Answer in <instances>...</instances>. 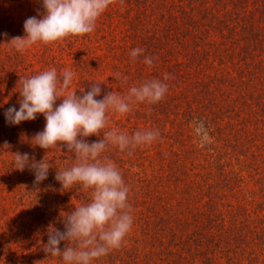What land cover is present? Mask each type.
<instances>
[{"label":"rangeland","instance_id":"1","mask_svg":"<svg viewBox=\"0 0 264 264\" xmlns=\"http://www.w3.org/2000/svg\"><path fill=\"white\" fill-rule=\"evenodd\" d=\"M174 10H179L174 7V0H116L98 19L91 34L83 38L69 37L50 45L36 44L24 54H19L6 42L11 37L25 35L24 21L37 16L38 11L43 12L42 4L40 0H0V264H63L61 258L48 257L42 245L47 243L49 228L63 230L65 213L87 202L90 196L89 191L79 187L62 192L61 185L54 178L57 169L74 163L73 153L67 152L63 146L61 151H46L31 145L34 134L44 129L46 121L42 114H38L36 120L20 125H9L5 120L4 112L8 107L15 105L19 108V79L52 67L58 73L65 69L73 71L74 80L69 91L76 90L78 95L80 91L86 92L93 82L103 83L101 95L96 97L98 100L109 91L124 96L129 87L145 80H163L166 73L173 77L165 81L169 90L159 103H138L124 116L108 113L109 122L104 131L116 129L132 135L138 130L158 129L160 138L150 146L138 147L131 155L112 146L105 153L120 169L130 188L129 203L134 219L123 246L95 261V264H136L127 255L130 253H135L137 264H202L203 254L195 251L183 253L177 243L171 246L177 219L190 218L193 215L190 210L195 207L179 206L185 196L178 193L191 188L189 182L195 178L219 180L217 173L220 168L233 173L245 168L255 169L251 174L247 170L240 174L245 178V184L235 193L238 198L234 196L236 199L228 201L235 208L242 206L247 209L244 215L249 216L247 225L251 229L257 227V217L264 219V211H255L261 204V208L264 207V164H260L264 162V137L260 136L261 141L257 142L256 138L250 140L243 132L244 126L237 131V127L231 126V118H224L222 131L209 135L211 142L201 146L194 130V122L198 119H189L188 116L191 110L200 108L199 102L204 101L205 96H211L210 92L215 87L211 86L210 92L206 87L196 92L186 88V83L179 85L174 82ZM165 32L169 39H173L169 45ZM168 46L171 51H168ZM137 47L145 51L136 62H132L130 52ZM144 55L155 58L151 67L143 63ZM217 65L206 66L207 73L213 76L219 70ZM220 68L222 70L224 66ZM116 72L127 77V83L114 79ZM183 75L185 77V71ZM251 83L264 91L262 69L259 68L257 80ZM238 97L239 94L235 93L230 98ZM61 102L62 98L56 103L59 105ZM240 116L244 117V113ZM250 128L263 132V118ZM85 139L96 141L103 139V134ZM228 144H239L243 148L240 151L230 149L224 155L222 153ZM16 152H27L37 161L44 159L52 164L48 179L34 185L35 177L31 171L14 169L13 154ZM258 165L261 167H256ZM261 177L263 181L257 185V179ZM216 208L215 219H220V225L212 228L208 235L215 233L219 241V236L226 237L222 233L224 220L226 231H230L232 226L226 217V208ZM163 226L166 228L161 231ZM259 227L264 228V225L260 223ZM192 231L193 227L189 233ZM256 238L257 242L264 240V232L245 242L255 249ZM245 242L238 244L232 241L229 249L237 250L243 264H264V245L252 251L254 258L250 262L247 258L249 251L237 249ZM165 246L172 249L171 255L165 253ZM218 246L207 251L206 256L215 255L212 264H229L223 256L228 249Z\"/></svg>","mask_w":264,"mask_h":264},{"label":"clouds","instance_id":"2","mask_svg":"<svg viewBox=\"0 0 264 264\" xmlns=\"http://www.w3.org/2000/svg\"><path fill=\"white\" fill-rule=\"evenodd\" d=\"M43 12L24 21L23 37L7 40L10 49L24 54L36 44L50 45L65 41L69 37L83 38L94 32L98 19L114 5L116 0H40ZM39 17V18H38ZM7 37V33H4ZM143 48H133L132 62L143 55ZM154 57L144 55L143 63L151 67ZM113 78L127 83V77L120 72ZM173 77L165 74L163 80H145L128 88L127 94L106 92L102 99H96L102 92L101 84L93 82L85 92L71 90L74 73L69 69L62 72L55 67L26 78H20L18 100L8 107L5 120L9 125H20L34 121L42 114L46 123L44 129L34 134L30 142L46 151H55L61 146L73 153L74 163L70 167L57 169L55 180L61 191L75 187L90 193L87 202L65 213L63 230L50 227L43 251L48 257L61 258L63 264H95L113 250L120 249L133 226L132 205L129 203L130 188L125 183L117 165L105 153L109 146L121 153L131 155L138 147L150 146L160 138L158 129L138 130L132 135L116 129L104 131L108 125V113L124 116L138 103L155 105L162 101L169 85L165 82ZM62 102L57 105V100ZM194 130L201 146L211 142L209 130L203 120L194 122ZM103 139L88 142L85 138L100 136ZM14 169L31 171L33 184L39 185L48 179L52 164L44 159L37 161L30 154H13ZM63 247L61 248V243Z\"/></svg>","mask_w":264,"mask_h":264},{"label":"trees","instance_id":"3","mask_svg":"<svg viewBox=\"0 0 264 264\" xmlns=\"http://www.w3.org/2000/svg\"><path fill=\"white\" fill-rule=\"evenodd\" d=\"M186 2L187 0H174V7L179 9L174 10V68H176L174 82L179 85L187 84L186 88L192 91L201 90L203 87L209 91L211 86L215 87V90L209 91L212 93L211 96H205V100L199 102V109L190 111L189 119L203 120L209 135H215L222 131L224 118H231L233 128L237 127L238 131L244 126L243 132L250 140L256 138V142L261 141L260 136L264 137V131L261 132L260 129L256 132L250 126L253 123H260L261 118L264 120V91L261 92V88L251 83L257 80L259 68L264 71V0H251V4L250 0H188V4ZM165 36L167 44H171L173 39H169L167 32ZM168 51H171L170 46ZM215 64H218L219 70L212 76L207 73L206 66L214 67ZM220 66H224V69L221 70ZM235 93H238L239 97L230 98ZM241 113H244V117L240 116ZM242 148L243 146L239 144H228L222 154H228L230 149L240 151ZM220 169L217 173L219 180L195 178L189 182L191 188L178 193L185 196L180 200L179 206L195 207L190 210L193 213L190 217L192 221L188 217L177 219L174 230L178 231L173 230L175 239L173 244L172 241L170 244L174 247V243H177L183 253L195 251L203 254L202 264L214 262L215 255L206 256L207 251H212L219 245V248L228 249L223 256L229 264H243L238 258L237 250L232 251L229 246L232 241L240 244L255 234L264 232V228L259 227L260 223L264 225V219L257 217V227L251 229L247 225L250 218L244 215L247 209L242 206L235 208L228 199L238 198L235 193L245 184V178L240 174H243L244 170L251 174L255 169L245 168L239 173ZM262 181V177L257 179V185ZM216 206L226 208L225 214L232 226L230 231H226L224 220L222 233L226 237L219 236V241L215 238L217 236L215 233L211 232L208 235L212 228L220 225V219H215L218 213ZM261 206L256 207L255 211L259 213L264 211V207ZM192 227L193 231L189 233ZM165 228L163 226L161 231ZM214 241H217V245H214ZM258 241L256 238L255 249L246 242L237 249L240 252L249 251L247 258L252 262L254 258L252 251L264 245V240ZM171 250L168 246L164 247L165 253L169 255L173 253ZM127 255L137 264L135 253Z\"/></svg>","mask_w":264,"mask_h":264}]
</instances>
